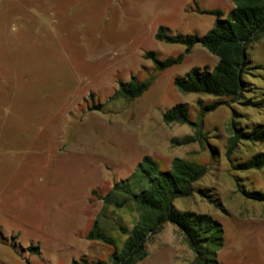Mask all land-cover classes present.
Instances as JSON below:
<instances>
[{"label": "rangeland", "instance_id": "374dc122", "mask_svg": "<svg viewBox=\"0 0 264 264\" xmlns=\"http://www.w3.org/2000/svg\"><path fill=\"white\" fill-rule=\"evenodd\" d=\"M232 6V0H0V264H69L81 256L108 261L126 238L115 221L131 229L138 216L133 206L109 208L101 219L114 246L86 234L101 197L146 154L160 169L175 157L205 167L192 194L173 204L221 224L218 264H264V203L241 192L264 191V168L238 167L264 151V142L243 139L226 154L234 129L264 126V32L247 46L249 84L238 100L176 88L175 76L216 64L200 45L160 71L144 57L153 51L164 59L185 49L155 39L159 26L171 34H204L215 16L202 10L227 16ZM132 75L152 83L133 100L113 97ZM216 100L225 103L205 113L198 141H173L196 128L165 124L166 109L186 103L196 120ZM146 249L135 264L196 259L171 222Z\"/></svg>", "mask_w": 264, "mask_h": 264}, {"label": "trees", "instance_id": "16d2710c", "mask_svg": "<svg viewBox=\"0 0 264 264\" xmlns=\"http://www.w3.org/2000/svg\"><path fill=\"white\" fill-rule=\"evenodd\" d=\"M232 2L233 6L227 16L219 9L202 10L203 13L215 16L213 26L204 34H171L163 26L157 28L155 39L185 47L178 55L164 59L157 58L153 51L145 53L144 57L152 60L158 71L180 63L195 45L202 46L217 57L212 69L206 66L192 67L183 75L175 76L173 83L180 92L201 93L233 100H238L243 95L244 87L249 84L244 80V74L251 63L246 49L259 33L264 32V0ZM151 83V78L139 79L132 75L129 80L119 84L113 97L133 100L145 92ZM223 103L225 102L216 100L202 107L196 120H191L188 105L179 102L163 112L162 121L165 124H190L196 128L195 134L173 140L178 145L189 144L199 140L205 113ZM91 109L98 110L100 106L94 105ZM243 139L264 142V126L258 124L250 131L234 129L227 140L226 154L230 155ZM238 167L244 170L264 168V151L255 153L239 163ZM204 173V166L180 157L173 158L169 168L160 169L152 156L144 155L129 176L114 182L101 197L102 209L86 234L88 240H98L114 246L115 238L105 231L101 219L108 216L109 208L133 206L138 216L131 229H126L119 220L115 221L117 229L126 234L120 250L112 252L108 261L81 256L71 260L69 264H135L147 256V240L158 233L165 222L175 224L184 233L189 246L196 253L193 264H218L215 248L223 242L221 224L207 214L181 211L173 204L176 197L191 195L192 184ZM241 192L248 199L264 203V191Z\"/></svg>", "mask_w": 264, "mask_h": 264}]
</instances>
